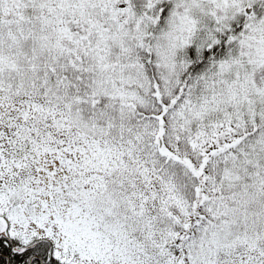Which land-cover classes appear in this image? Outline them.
<instances>
[{
    "label": "snow or ice",
    "instance_id": "1",
    "mask_svg": "<svg viewBox=\"0 0 264 264\" xmlns=\"http://www.w3.org/2000/svg\"><path fill=\"white\" fill-rule=\"evenodd\" d=\"M0 264H264V0H0Z\"/></svg>",
    "mask_w": 264,
    "mask_h": 264
}]
</instances>
